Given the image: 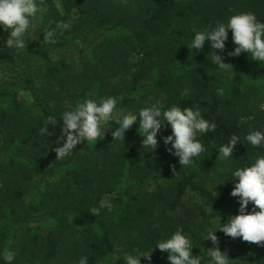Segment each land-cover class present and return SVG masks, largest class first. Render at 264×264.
<instances>
[{"label": "trees", "instance_id": "trees-1", "mask_svg": "<svg viewBox=\"0 0 264 264\" xmlns=\"http://www.w3.org/2000/svg\"><path fill=\"white\" fill-rule=\"evenodd\" d=\"M43 0L42 17L51 27L55 23L63 21L69 25L62 35H58L55 44H48L41 41H27V48L16 50L2 46L3 58L14 61V52L34 54L44 62L43 71L48 79L46 85L51 84L52 88L58 87L56 92H68V86L64 79L68 65L62 61L52 60L49 55L50 46H61L69 41V35L73 31L76 22L84 19L88 31H97L99 36L95 42L102 50L107 48L110 53L109 60L117 63L125 60L128 52L136 51L141 55V63L137 69L129 72L131 76L130 92L132 95L141 93L148 95L151 90L170 88L182 77L183 71L187 68L198 67L204 70L207 78L201 81L192 91L190 97L180 99L178 105L181 108L192 107L212 87L223 88L224 95L217 97L209 108L202 113L206 120L216 124L215 131H210L199 137L205 148V155L200 156L196 166L200 167L205 161V156H209V163L221 170L224 175L222 186V196L217 198L212 190L207 188L202 181L196 179V169L186 172L180 167L175 158H171L165 167L158 169L156 175L161 179H174L175 184L172 191V199L169 207L173 210L181 205L183 195L187 190L196 192L210 207L207 213L200 210V223L195 232L192 233L193 245H198L202 236L215 218L228 221L231 217L222 208L224 198L231 195L235 181L231 180L232 171L236 168L250 165L256 155L264 154V148H253L251 145L237 144L233 149L232 159H225L219 156L218 149L226 144L232 135H238L243 142L244 130L242 125L235 118L220 114L221 106H232L231 98H235L241 93V86H247L256 81L251 89L257 97L264 94V64L251 60V56L242 53L238 56L228 55L233 51L235 45L232 41L231 30H228L229 38L225 43L223 52L213 50L212 54H219L225 63L238 67V72L228 79L220 74L214 67L213 59H206L200 54L206 53L210 42L206 41L202 50L192 49V55L187 51L191 39L194 37L193 28L197 30L207 29L209 25H214L216 20L226 21L227 18L238 12H253L257 18L264 22V11H256L257 7L264 6V0ZM78 24V23H77ZM118 42V43H117ZM93 45L92 57L96 62L103 61L98 57ZM186 52V54H185ZM172 57V64H164L161 58ZM191 56V57H189ZM147 59L149 63H146ZM152 62V64H150ZM180 64L177 67L175 64ZM256 72L257 75L251 73ZM251 74V75H250ZM150 76V84L142 85L141 82ZM249 87V86H248ZM101 84H96L91 95L87 98H94L98 95ZM246 88V87H245ZM2 93L8 94L12 100L11 113L6 107L0 114V123L11 137L10 149L0 153V158L11 162L8 153L11 152L17 159H26L33 168L42 174H57L64 170V182L59 189H54L51 193L36 195V199L31 203V212L38 214L34 221L26 217L15 218V211L7 197L0 195V260H3L5 250L11 249L15 252L13 264H74L81 255H87L89 264H109L115 254L113 236L130 235L132 231L138 229L140 221L146 218L153 201L146 200L145 196L139 194H125L121 191L120 204L118 209L111 210L108 205L100 208L98 215H92L90 208L93 200H98L104 193L112 191L113 186L122 187L121 176H129L131 167L134 164L136 154L131 151H123L121 156L110 163L111 186L95 184L91 175L79 176L77 164L81 155L72 160L70 165L61 164L55 169H44L38 161L23 157L26 151L34 150L31 145L37 139L43 138L46 134L41 133L47 124L48 130L54 124H62L59 121L61 116L52 112L48 107L32 104L31 114L27 120L19 118L21 110L20 96L15 88L8 89ZM133 96L118 101L117 108L123 107L132 101ZM86 98V97H84ZM83 97H76L74 105L80 103ZM11 106V104H10ZM115 122H110L105 127L104 135L98 141H87V149L84 157L81 158L85 168L90 170V162L96 156V152L103 147L109 148L111 144H121L126 141H133L138 152L146 151L142 147V136L139 134V122L137 121L126 131L124 140L115 139L112 135V128L117 127ZM112 127V128H111ZM171 134L170 127L161 128L157 139ZM26 142H30L27 145ZM15 147V149L11 148ZM25 151V152H26ZM0 192L3 193L2 190ZM17 196L20 193L16 194ZM86 206H82L83 203ZM238 203V197H235ZM98 207V206H96ZM248 207H252L249 204ZM106 215V216H105ZM107 215L111 216L108 218ZM43 226L42 233L38 227ZM185 231L189 232L187 227ZM176 232L173 226L166 228L167 237ZM230 242L233 238L223 234ZM140 235L135 237L144 247L155 244L161 240L158 234L142 239ZM152 252V253H151ZM151 258L162 259L163 264H170L168 253L161 250H151ZM237 252L231 251L228 255L233 260ZM5 263V262H4ZM147 259L141 258V264H147ZM251 264H264V246H258L251 254Z\"/></svg>", "mask_w": 264, "mask_h": 264}, {"label": "rangeland", "instance_id": "rangeland-1", "mask_svg": "<svg viewBox=\"0 0 264 264\" xmlns=\"http://www.w3.org/2000/svg\"><path fill=\"white\" fill-rule=\"evenodd\" d=\"M122 1L133 2L131 0ZM262 10L264 11V6L257 7L256 11ZM41 12L38 14V18L33 21L35 27L30 28L26 33V40L45 42L43 40V30L49 27V24L45 22ZM9 34L10 30H5L0 26V114L4 107L11 113L13 112L14 108H12L11 98L8 94L2 92L15 88L17 94L20 96L22 109L19 110V118L21 120H27L29 118L32 104H43L52 112L61 116L65 110L74 107L73 103L76 97L84 98L91 95L92 89L96 84H101V88L99 89L98 95L93 96L94 98L115 96L120 101L129 96H133L130 103L118 109L138 112L141 108L155 102H160L166 107L172 104L178 105L180 99L190 97L193 89L207 78L206 73L201 68H187L183 71L182 77L170 88L164 87L151 90L145 96L141 93L132 95L130 92L131 76L129 72L137 69L142 61L139 58H142V56L137 54L136 51H130L125 60L118 63L109 60V50L107 48L102 50L97 45L98 43H95L100 33L97 31H88L86 29V22L82 19L80 22H76L73 31L68 36V43L58 47H49V55L52 60L62 61L68 65L64 79L66 80L69 91L58 93L56 92L58 87L52 88L51 84L46 85L48 79L45 77L43 71L44 62L37 55L13 51L14 61L10 62L3 58L2 46L5 45ZM93 45H96L95 52L98 57L103 58V61L95 62L93 60ZM212 51L213 49L208 47L206 53H201L199 50L197 52L201 53V57L213 59ZM187 53L192 55L191 50L187 51ZM170 58L172 57H165L160 60L164 64H172L170 62L172 59ZM144 60L146 63H149L147 59ZM175 65L177 67L180 66L178 63ZM214 67L217 68L216 65ZM218 72L227 77L224 73ZM236 72H238V67H233V74ZM251 74L253 76L257 75L256 72H252ZM150 82V76H148L141 84L146 86ZM254 84H256V81L247 86H241V93L235 98H231L232 106H221L220 108V114L237 119L240 125H242L244 134L253 128L264 129V107H262L264 105V94L258 97L253 94L255 90L251 88ZM216 89V87H212L208 90L205 96L191 108L195 109L199 107L202 113L205 112L212 102L220 96L217 95ZM137 121L139 122V117ZM61 127V123L54 124L49 131L51 135H46L43 138L39 137L36 142L29 140L35 148L34 150L30 149L28 151L24 148L23 157H29V159L38 161L42 166L41 168L55 169L61 164L70 165L73 163L72 160H76V157L81 155L80 161L76 165L77 171L80 173L79 176L91 175L95 184H101L105 187L112 185L110 163L112 161L114 162L120 156L125 158V155L122 154L123 151H131L133 154H136V157L133 160L134 164L131 167L130 175L120 177L123 186H113L111 192L102 194L98 200L94 199L93 206L101 207V202H104V205L110 204L112 205L109 212L111 215V210L118 209L119 207L121 191H124L127 195H143L147 201L149 199L151 200L150 202L153 201L152 208L146 218L140 221L138 229L132 231V234L121 235L120 237H115L112 234L116 251L109 264H124V254L131 253L134 250H139L143 253H149L151 250L159 251L158 248H155L156 243L151 244L147 248L134 239L138 235L144 239L156 234L161 236V239L167 238L166 228L168 225L173 226L176 231H182L193 242L192 233L195 232L200 223L199 211L202 209L209 213L211 209L196 192L191 190L185 192L181 205L178 208L172 210L169 207L175 180H161L156 173L158 169L165 167L171 158H175L180 167L187 173L196 169V179L202 181L212 192L215 191L218 194L216 196L217 198L222 196L224 175L219 168L209 163V156H205V161L200 167L196 166V162H198L197 160L200 159V156L205 155L204 152L194 158L191 166L182 167L179 163V158L168 151L171 145L165 146L163 139L158 140V146L154 152H138L133 141H126L121 144H111L109 148L103 147L95 151L96 156L92 158V162L89 164V170L84 166L86 162L83 163L81 160L87 149V141L78 143L73 149V152L65 158L57 159L54 148L57 146L56 140L60 136ZM167 127H170V125ZM10 138L4 126L0 123V153H4L6 149H10ZM26 143L30 145V142ZM11 148L15 149L13 146ZM8 156L11 157V162L0 158V190L3 191V193L0 192V195L3 194V197H7V200L15 211V218L20 216V218L26 217L34 221L39 216L31 212V203L35 201L36 195L41 197L43 194L51 193L54 189H59L64 182V170H60L59 173L54 175L42 174L38 173L26 159H17L12 153V150L8 153ZM18 193H20L19 196L16 195ZM213 194L215 195L214 192ZM82 206L85 207L86 203L84 202ZM222 208L229 216L239 214V205L235 202V197L232 195L224 198ZM248 208L251 210L252 207ZM110 215H107V217L112 219ZM219 220V218L213 219L207 230L211 226L218 227ZM226 222V220L221 219V224ZM185 227L189 229V232L184 230ZM38 229L42 233L44 228L40 226ZM205 233L200 243L193 246L192 254L194 256L201 255L204 258V264H207L209 259L207 251L215 247V245L210 240H203L206 238ZM215 234L218 237V246L222 252H227L228 255L233 250L237 252L233 264H251V254L256 251L259 245L242 241L241 238H235L234 243H232L223 236V232L217 231ZM114 257H119V260L117 261ZM147 262V264H163L162 259L156 258H151ZM0 264L5 263L0 260Z\"/></svg>", "mask_w": 264, "mask_h": 264}, {"label": "clouds", "instance_id": "clouds-1", "mask_svg": "<svg viewBox=\"0 0 264 264\" xmlns=\"http://www.w3.org/2000/svg\"><path fill=\"white\" fill-rule=\"evenodd\" d=\"M43 0H0V26L10 30L5 46L16 50L27 48L25 39L30 28H34V20L42 11ZM69 25L63 21L55 23V27H46L43 30V40L48 44H55L58 35H62ZM231 30L232 41L235 45L228 55L238 56L246 53L251 60L264 64V22H261L253 12H238L227 18L226 21L216 20L209 28L197 30L193 28L194 37L187 46L190 50H202L206 41L210 42L213 50L223 52L225 43L229 38L228 30ZM216 70L224 73L228 79L232 78L233 66L225 63L219 54H212ZM217 95L223 96L224 89L217 88ZM118 98L106 96L99 98H84L69 110L61 114L62 121L60 136L56 140L54 151L57 159H63L73 152L78 143L86 141H98L110 122L118 125L112 128L115 139L124 140L129 130L139 117V134L142 136V147L146 151H155L158 146V134L162 126L170 125L171 134L161 137L165 146L171 145L168 151L179 158L182 167L193 164L195 157L205 151L199 137L210 131H215L216 124L206 120L199 107L195 109L172 104L166 107L160 102L151 103L141 108L138 112L118 109ZM264 107V105H262ZM56 122H51L55 124ZM50 124V123H49ZM47 124L41 129L42 134L51 135ZM251 145L253 148H264V129H251L241 141L238 135H232L229 141L221 146L219 156L232 159L233 149L237 144ZM233 181L238 178L231 192L233 197H238L239 214L231 216L228 221L219 225L211 226L205 233L215 247L207 251L209 257L207 264H230L227 252L219 248V240L215 234L223 232L233 239L241 238L242 241L264 246V154H257L254 161L244 167L232 171ZM214 189V188H213ZM215 193V196L218 194ZM249 204L252 205L249 210ZM104 206V202H101ZM110 208L111 205L109 204ZM92 215H98L99 207L90 208ZM193 243L191 238L182 231L177 230L169 237L156 242L155 248L168 253L170 264H204V258L192 254ZM152 253V252H151ZM151 253H143L134 250L125 253L124 264H141V258L151 260ZM15 252L5 250L3 260L5 264H13ZM117 261L119 257H114ZM74 264H89L87 255H81Z\"/></svg>", "mask_w": 264, "mask_h": 264}]
</instances>
